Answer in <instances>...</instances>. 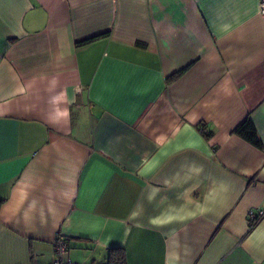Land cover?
<instances>
[{"label":"crops","instance_id":"obj_1","mask_svg":"<svg viewBox=\"0 0 264 264\" xmlns=\"http://www.w3.org/2000/svg\"><path fill=\"white\" fill-rule=\"evenodd\" d=\"M246 116L258 0H0V264H264Z\"/></svg>","mask_w":264,"mask_h":264},{"label":"trees","instance_id":"obj_2","mask_svg":"<svg viewBox=\"0 0 264 264\" xmlns=\"http://www.w3.org/2000/svg\"><path fill=\"white\" fill-rule=\"evenodd\" d=\"M89 40L90 39L85 40L83 42L85 43ZM234 132L256 147L258 148L264 147V143H262L260 137L258 136V133L256 131V128L250 116H246L235 127ZM205 135L207 136L209 135V133ZM108 263L109 264H124V254L122 250L112 249L109 253Z\"/></svg>","mask_w":264,"mask_h":264},{"label":"built area","instance_id":"obj_3","mask_svg":"<svg viewBox=\"0 0 264 264\" xmlns=\"http://www.w3.org/2000/svg\"><path fill=\"white\" fill-rule=\"evenodd\" d=\"M258 12L264 13V0H258ZM264 216V208L251 209L248 212L249 225H253L257 220ZM67 243L62 235L58 234L54 239V251L56 254V264H93V263H82L77 260H72L65 257L67 252Z\"/></svg>","mask_w":264,"mask_h":264}]
</instances>
